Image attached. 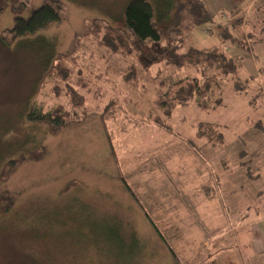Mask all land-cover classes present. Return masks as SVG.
<instances>
[{
	"label": "rangeland",
	"instance_id": "1",
	"mask_svg": "<svg viewBox=\"0 0 264 264\" xmlns=\"http://www.w3.org/2000/svg\"><path fill=\"white\" fill-rule=\"evenodd\" d=\"M64 1L67 18L40 34L59 54L101 16H120L129 0ZM205 2L217 19L194 29L189 46L243 57L239 77L249 82L236 91L224 79L216 93L224 102L214 109L179 106L165 116L153 84L129 88L126 61L111 56L92 65L110 67L112 82L101 86L107 95L90 101L94 113L82 124L55 134L25 117L46 67L0 41V201L14 202L0 210V264H264V0ZM239 17L242 27L234 28ZM13 24L10 11L0 13V37ZM157 60H144L152 77ZM51 88L39 92L51 95L49 103ZM118 99L121 110L104 124L96 112ZM200 123L219 125L224 143L216 134L200 138ZM12 159H22L19 169H8Z\"/></svg>",
	"mask_w": 264,
	"mask_h": 264
},
{
	"label": "trees",
	"instance_id": "2",
	"mask_svg": "<svg viewBox=\"0 0 264 264\" xmlns=\"http://www.w3.org/2000/svg\"><path fill=\"white\" fill-rule=\"evenodd\" d=\"M124 5L120 16L108 19L101 16L92 24H95L94 27L89 26L76 36L71 51L59 54L54 45L47 41L48 37L40 34L50 25L67 18L69 9L64 0H44L39 7H36L35 0H0V13L10 11L14 15L13 26L1 35L0 41L10 49L17 46L22 52H28L24 57L26 61L38 59L37 65L46 67L39 80L37 95L25 114L26 122L47 125L55 134L82 124L94 113L90 101H100L107 95L101 87L104 80L112 82L106 77L110 67L104 66V70H99L92 65L108 61L111 56H119L126 61L122 78L129 88L137 86L142 80L144 90L148 91L149 85L153 84V93L157 97L155 103L159 104L165 116H170L179 106L195 105L203 110L221 107L224 99L221 95L216 98V93L221 92L224 79L233 80L236 91L247 90L249 82L239 77L245 63L243 57L227 56L217 46L204 49L189 46V35L194 29H206L217 19L205 0H129ZM243 20L239 17L232 25L241 28ZM223 35L227 40L234 39L229 30L223 31ZM260 40L258 43L263 41L262 38ZM252 43L254 46L256 42ZM153 55H156L157 63L160 62V69L154 77L149 74L150 69L144 61ZM47 84L54 90L50 103L51 95L48 92L43 93L42 97L39 95L40 89ZM119 91L117 88L116 92ZM110 102L96 112V115H101L104 124L108 122V113H114L113 108H120L117 105L121 103L119 99ZM200 124V138L212 136L213 139L216 134V143H224L223 132L217 130L219 125ZM259 126L263 128L262 123ZM37 152L34 151V155ZM31 153L20 157L33 158ZM20 160H10L8 169L12 171L10 165L19 169ZM124 183L127 182L124 180ZM126 187L136 198L128 183ZM71 189L75 187L71 186ZM13 204V201L1 200L0 210L6 208L9 212L13 210ZM126 227V231H134L130 226ZM124 237L128 239V232H124ZM168 246L175 257L176 252ZM121 251L117 249V252Z\"/></svg>",
	"mask_w": 264,
	"mask_h": 264
},
{
	"label": "crops",
	"instance_id": "3",
	"mask_svg": "<svg viewBox=\"0 0 264 264\" xmlns=\"http://www.w3.org/2000/svg\"><path fill=\"white\" fill-rule=\"evenodd\" d=\"M247 8H250V6H248ZM264 34V32H262V35ZM259 39H261V38H259ZM262 39L264 40V38L262 37Z\"/></svg>",
	"mask_w": 264,
	"mask_h": 264
}]
</instances>
